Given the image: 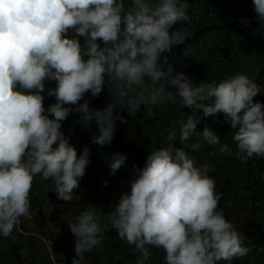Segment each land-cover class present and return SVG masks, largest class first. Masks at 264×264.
<instances>
[{
	"label": "clouds",
	"instance_id": "clouds-1",
	"mask_svg": "<svg viewBox=\"0 0 264 264\" xmlns=\"http://www.w3.org/2000/svg\"><path fill=\"white\" fill-rule=\"evenodd\" d=\"M253 4L257 20L264 22V0ZM188 8L187 0H130L127 5L125 0H0V234L10 236L19 218L30 215L37 175L51 180L60 201H71L79 189L91 153L85 146L78 155L61 131L72 112L79 114L82 129L91 131L94 120L99 135L91 142L106 146L117 121L128 123L115 108H126L133 117L144 105L151 111V106L179 103L192 110L176 121L181 144L196 137L190 147L199 151L202 138L232 155L210 127L197 132L198 112L204 118L222 113L234 130L237 158L264 157V104L253 102L261 85L242 73L196 83L158 63L162 53L191 37L184 28L170 32L177 22L189 21ZM46 81L55 82L47 90L56 100L47 108L54 118L44 114ZM105 86L114 97L106 107L80 103L86 93L98 97ZM167 131V139L175 141L176 129ZM126 160V154L114 152L110 174L126 167ZM213 171L207 163L198 167L195 157L171 144L149 152L143 168L133 165L130 191L112 211L89 205L69 224L75 237L72 264H84V254L103 243L109 228L135 246L141 257L137 264L149 260L148 246L165 252V264H231L245 257L251 248L218 208Z\"/></svg>",
	"mask_w": 264,
	"mask_h": 264
},
{
	"label": "crops",
	"instance_id": "crops-1",
	"mask_svg": "<svg viewBox=\"0 0 264 264\" xmlns=\"http://www.w3.org/2000/svg\"><path fill=\"white\" fill-rule=\"evenodd\" d=\"M129 3L130 0H125L126 5ZM188 4L189 21L174 25L181 24L177 30L184 28L192 35L184 44L161 54L158 61L161 68L166 70L171 65L173 75L183 72L196 83H218L236 73L246 74L262 86L253 102L264 104V22L242 11L245 6L253 8V0H194ZM198 5L213 7L217 13L212 18L197 15L194 12ZM165 56L167 64L163 63ZM54 87V81L45 82V91L41 93L45 97L43 103L56 102L54 96L47 95V90ZM169 90L175 91V88ZM85 96L80 103L86 100ZM95 98L102 109L114 101L107 86ZM45 110V115L54 118ZM114 112L125 117L128 123L117 121L114 139L106 146L91 142L93 134L99 135L94 120L90 122L91 131L81 128L79 114L75 112L62 122L61 131L77 149L78 155L85 146L90 150L86 173L69 202L57 201L51 180L40 175L34 178L30 200L38 205L40 213L24 223L20 217L10 236L0 234V264H50L46 239L52 240L57 263L66 264L70 247L74 248L75 244L69 224L75 223L79 213L89 205L96 206L101 212L112 211L121 195L130 191L133 165L143 168L149 152L168 148L170 144L195 157L198 167L207 163L214 169L209 175L215 179V190L221 196L218 208L245 237V246L251 248L248 255L234 259L231 264H264V157L254 156L246 161L237 158L236 143L232 139L234 130L225 122L223 114L204 118L203 113L198 112L201 122L197 125V132H202L205 126L210 127L219 136L220 144L229 146L232 155L221 153L219 145H208L202 138L199 151L190 147L197 142L196 137L181 144L176 121L191 115L192 110L179 103L151 106V111L148 105H144L133 117L128 115L126 108L117 107ZM173 127L176 140L169 141L167 130ZM114 152L126 154L127 160L126 167L113 176L109 163ZM148 247L151 255L146 264H165V252ZM140 258L134 245L120 239L116 230L109 228L103 243L84 254V264H137ZM216 264L229 262L221 260Z\"/></svg>",
	"mask_w": 264,
	"mask_h": 264
},
{
	"label": "built area",
	"instance_id": "built-area-1",
	"mask_svg": "<svg viewBox=\"0 0 264 264\" xmlns=\"http://www.w3.org/2000/svg\"><path fill=\"white\" fill-rule=\"evenodd\" d=\"M242 11L246 14H251L253 16H257L255 10H254V7L253 8H249L247 6H245ZM195 14L197 15H203V16H206L208 18H212L213 16L216 15L217 13V10L213 7H210V6H201V5H198L196 6L195 8ZM181 26V24H178V25H173L172 29H170V32L171 31H175L177 30V28ZM86 100L90 103V106L92 108H95V109H102L101 107V104L99 103V101H95V98L91 96V94H87L86 96ZM31 201V207H30V215L28 217H21V222L24 223L26 222L27 220L31 219V218H34L36 216L39 215L40 213V208L38 207V205H36V203H34L32 200ZM46 244L48 246V250H49V255H50V264H58L57 263V260L55 258V253H54V249H53V243H52V240L50 239H46Z\"/></svg>",
	"mask_w": 264,
	"mask_h": 264
},
{
	"label": "trees",
	"instance_id": "trees-1",
	"mask_svg": "<svg viewBox=\"0 0 264 264\" xmlns=\"http://www.w3.org/2000/svg\"><path fill=\"white\" fill-rule=\"evenodd\" d=\"M192 1L194 0H187V3H191ZM95 101H98L97 98H95ZM54 102L53 101H48L46 103H44V107L45 109L48 108V106L50 104H53ZM57 201H60V200H57ZM75 258V253H74V248L73 246L70 247V252H69V255L67 257V263L66 264H72V260Z\"/></svg>",
	"mask_w": 264,
	"mask_h": 264
}]
</instances>
